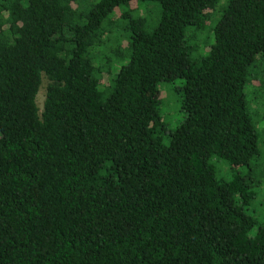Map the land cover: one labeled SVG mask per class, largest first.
<instances>
[{"label": "trees", "instance_id": "obj_1", "mask_svg": "<svg viewBox=\"0 0 264 264\" xmlns=\"http://www.w3.org/2000/svg\"><path fill=\"white\" fill-rule=\"evenodd\" d=\"M255 91L264 0H0V264H264Z\"/></svg>", "mask_w": 264, "mask_h": 264}, {"label": "rangeland", "instance_id": "obj_2", "mask_svg": "<svg viewBox=\"0 0 264 264\" xmlns=\"http://www.w3.org/2000/svg\"><path fill=\"white\" fill-rule=\"evenodd\" d=\"M224 1L225 0H223V2ZM212 27L213 24L211 23L208 28L212 29ZM46 82V78H43L36 96L37 105L40 108L42 107V102L45 96ZM179 83H182L180 79L175 80L173 83H160L158 85L162 97L160 103V111L163 116L162 119L166 120L167 127L170 129L176 127L178 122L182 119V112L178 109V96L174 89L175 85H178ZM250 107L253 108L254 105L251 103ZM255 111L264 114V95L263 97H259L257 91H255ZM256 125L259 131L258 147L261 153L259 159L256 161L254 171V178L259 181L255 186V191L257 192L256 217L259 218V221L264 222V121H258ZM237 169L238 168L234 167L227 170V167H225V172L221 173V175L225 178H229L234 173H237Z\"/></svg>", "mask_w": 264, "mask_h": 264}]
</instances>
